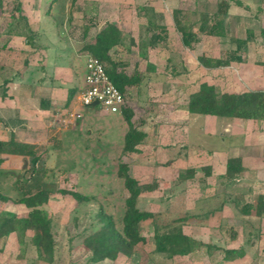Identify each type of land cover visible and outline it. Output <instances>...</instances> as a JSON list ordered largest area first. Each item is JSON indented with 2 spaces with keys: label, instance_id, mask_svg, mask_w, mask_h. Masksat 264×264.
<instances>
[{
  "label": "rangeland",
  "instance_id": "rangeland-1",
  "mask_svg": "<svg viewBox=\"0 0 264 264\" xmlns=\"http://www.w3.org/2000/svg\"><path fill=\"white\" fill-rule=\"evenodd\" d=\"M19 1L31 29L40 36L41 49L35 52L25 45L23 39L4 35L14 10L13 0H6V12L0 13V141L9 138L8 114L14 112L15 107L26 106L37 112L45 91L57 90V112L60 113L66 105V91L75 89L77 96H81L88 57L83 49L107 24L116 25L126 37L135 40V47L126 46L114 55L121 65L129 67V71L138 66L141 72H145L147 64H151L158 70L146 79L141 89L129 90L126 96L128 107L134 114L133 123L148 136L138 155L122 158L124 138L128 132L122 115L109 114L101 108L85 109L79 104L78 97L74 104V115H80L81 120L72 127L61 120L60 131L56 133L54 141L47 142L54 135L49 130L37 133L28 131V139L33 138L34 143L38 142L37 153L42 155L36 157L40 161L35 169L40 173L46 172L45 183L53 191L42 211L51 219L54 227L53 234L59 245V264H86V260L82 263L79 261L86 252L85 240L94 230L95 216L100 206L110 214L118 215L123 211L126 193L118 179L119 161L130 167V175L140 184L157 181L161 191L143 197V209L152 211L155 218L139 227L141 237L146 241L140 247L142 255L131 262L120 257L115 263L103 264H146L147 261L154 264H223L222 252L237 249L244 240L241 238L246 236L247 232L241 231V226L237 229L239 242L232 248L226 243L229 233L216 231L209 234L199 230L193 233L185 225L177 224L186 217L190 197L196 201L202 192L200 159L194 168L188 159L190 127H194V139L197 138L199 144L200 126L193 118L195 116L187 113L186 107L189 98L202 85L222 86V81L224 85L229 80L238 81L242 72L237 65L221 72L220 77L217 71L202 68L198 58L226 59L235 51V41L245 39L249 28L254 30L256 42L249 46L251 51L247 64H256L259 68L264 66V41L260 37V31L264 29V12L256 20L258 10L264 11V0H234L230 11L232 38H202L192 51L182 44L174 24V12L187 11L197 18V13L206 7L213 14L219 0H200L199 4L191 0H78L73 10L68 6L65 9V18L72 15V22H64L62 33L54 17H63V1L52 8V16L49 10L53 0ZM139 8L154 9L160 17V25L167 29L168 41L160 49L150 51L142 43L147 39L146 20L138 15ZM87 29L89 34L85 38ZM174 69L179 74L177 77L174 76ZM6 83L9 85L5 86ZM27 83L30 86H26ZM218 121L230 123L229 120ZM218 137L225 142V147L229 146L231 138L224 135L220 127ZM33 159L26 160L16 173L9 176L0 174V191L11 199L20 196L29 180L28 171L32 168ZM191 168L197 174L196 182L179 185L180 173ZM61 191L80 192L96 198L98 202L78 206L72 198L61 195ZM2 211L19 219H26L29 214L24 207L13 204L6 205L0 213ZM156 226L162 228L166 235L182 233L194 236L205 245L218 246L222 252H212L210 255L203 252L199 258L171 261L155 253ZM37 235L39 227L30 226L28 239ZM211 237L214 239L209 240ZM16 238L13 236L7 241H0V264H46L33 248L21 249ZM252 250L248 259L235 264H264V242L258 240L257 248Z\"/></svg>",
  "mask_w": 264,
  "mask_h": 264
},
{
  "label": "trees",
  "instance_id": "trees-1",
  "mask_svg": "<svg viewBox=\"0 0 264 264\" xmlns=\"http://www.w3.org/2000/svg\"><path fill=\"white\" fill-rule=\"evenodd\" d=\"M61 1H63V17H54L60 33H62L65 21L67 23L72 22V15L68 19L65 18L66 7L68 6L69 9L73 10L78 0H53L49 10L50 16L54 12L52 8ZM191 1L199 4L200 0ZM233 2L234 0H219L215 13H210L205 7L203 11L197 13V18H194L187 11H175L173 15L174 24L181 36L183 46L192 51L202 38L230 40L232 38L230 11ZM13 3V14L10 15V21L4 35L10 38L23 39L28 48L35 52L40 51V36L31 29L30 22L24 15L22 4L19 0H13ZM237 5L241 6L238 2ZM5 7L6 0H0V13L4 14L6 12ZM248 10L246 9V11ZM263 12L259 9L258 17L255 19L259 20ZM138 15L146 20L147 39L142 43L150 51L160 49L168 41V32L164 26L160 25V17L155 13L154 9L148 8H139ZM88 34L89 29L85 31L84 37L87 38ZM260 37L264 41V29L260 31ZM255 42V32L249 28L246 30L245 39L235 41V51L229 54L226 59L213 60L206 56H201L198 58V63L202 68L211 72L229 69L232 65H246L249 46ZM126 46L135 47V40L131 37H126L116 25L107 24L104 29L97 33L92 42L83 49V52L88 54V56L99 60L110 82L125 97L128 95L129 90L141 89L146 79L158 71L151 64H147L145 72H141L138 66L129 71V67L121 65L114 55L117 54L119 49ZM1 52L2 49H0V54ZM173 72H175V77L179 75L175 69ZM8 85L9 83L5 84V86ZM75 96L76 90L68 91L66 109H69ZM41 110H49V106L44 101L41 102ZM186 111L190 116L196 117L262 123L264 122V92L230 95L221 93L214 86L202 85L199 91L189 98ZM122 116L128 125V132L125 135L122 148V158L129 159L139 154V148L148 139V136L135 126L133 123L134 114L130 109L124 110ZM26 153L27 147L16 143L13 138L8 143L0 142V156L26 157ZM39 161L38 158H34L31 162L32 168L28 171L30 177L26 181L25 191L20 196L16 199H11L0 191V210H3L8 204H13L22 206L29 211L26 219H19L15 215L4 211L0 213V241H7L11 236L15 235L21 249L24 251L28 248H33L44 263L59 264L57 258L59 245L57 237L53 234L54 227L51 219L42 211V208L48 205L53 191L45 183L46 172L40 173L35 169ZM117 168L118 179L122 182V190L126 193V197L123 200L124 209L118 215H115L110 214L107 209L100 206L95 216L96 224L94 230L85 240L86 252L79 263L84 260H86V264L115 263L120 257L127 259V262H131L134 258L142 255L143 251L140 247L144 246L146 241L141 237L139 227L141 224L153 221L155 218L152 211L143 209V197L160 192L161 187L157 181L149 184H140L130 175V167L122 161L117 163ZM0 174L9 176L12 173L0 170ZM209 174H206L205 177H208ZM244 175L245 170L242 168L240 160H230L228 162L225 180L229 186H232L234 181L243 178ZM196 177L197 174L194 170L181 172L178 177V184L194 183L196 182ZM60 194L72 198L78 206L98 202L96 198L87 197L80 192L61 191ZM253 210L252 206H244L240 212L241 216L244 219L250 218ZM262 210L264 211V204H262ZM262 212L257 209L256 217L258 219L263 216ZM189 220L190 218L186 217L177 221V224L184 225ZM33 225L39 227V235L28 239L27 232L29 227ZM229 234L232 243L236 244L239 235L232 229ZM260 236L261 234L258 231L246 233L245 238H243L244 244L241 247L222 252L217 247L205 245L182 233L166 235L163 233L162 228L156 226L154 228V246L156 254L166 256L171 261L181 262L199 258V255H202L203 252L209 255L212 252H222L223 264H233L244 260L249 255V251L256 248ZM146 264L154 263L147 261Z\"/></svg>",
  "mask_w": 264,
  "mask_h": 264
},
{
  "label": "crops",
  "instance_id": "crops-1",
  "mask_svg": "<svg viewBox=\"0 0 264 264\" xmlns=\"http://www.w3.org/2000/svg\"><path fill=\"white\" fill-rule=\"evenodd\" d=\"M249 50L251 51V48ZM237 67L242 72L238 81L229 80V83L224 85V81L221 80L223 82L222 86L214 87L221 88L222 93L230 95L264 92L263 67L259 68L256 64L251 65L250 63L237 65ZM224 70L226 69L217 71L220 77L223 74L221 72ZM86 75L87 71L84 74V87ZM26 86H30V84L27 83ZM68 91H66V103ZM77 94L78 91H76V96L69 109H66L65 105L64 111L60 113L57 112V90L45 91L37 112L28 109L26 106L22 108L15 107L16 110L14 109V112H9V138L0 142L8 143L13 138L16 143L27 147V153L26 157L1 155L0 170L16 173L26 163V160L42 156L37 153L39 150L38 142L34 143L33 138L28 139L30 136L28 134L29 130L34 133L44 130H49L51 134L54 133L52 138L47 141L49 143L55 140L56 133L60 131L61 120H64L65 125L74 126L77 123L74 115V104L78 97ZM5 96L4 94L3 97ZM42 101L46 102L49 110H41ZM8 109L11 110L10 108ZM193 118L196 122H199L200 126L199 144L197 143V138L194 139V132L196 134V131L191 126L189 139L191 146L188 151V159L192 168H194L198 158L200 159V169L203 174L202 192L200 199L196 201L190 197V204L186 213V217H189L190 220L184 224L185 227L193 231V233L199 230L202 233L210 234L217 231L218 233L224 232L227 234L232 229L238 234L237 229L241 226V231H245L247 234L258 231L261 234V242H264V211L262 210V204H264V122L256 123L253 121L235 120L230 121V123H219L218 119L212 117L195 116ZM219 127L223 129L224 135H229L231 138L228 147H225V142L220 141L221 139L218 137ZM23 135L24 138L22 139ZM194 143L197 145L195 144L194 146ZM230 160H240L242 168L245 170L244 177L234 181L232 186H229L225 180L226 168ZM192 168L190 170H194ZM208 173H210L209 176L205 177ZM244 206H252L254 208L250 218L244 219L241 216L240 212ZM257 209L259 212L263 211V216L259 219L256 217ZM21 219H24V217H21ZM13 236L16 238L15 235ZM191 237L194 238V236ZM194 239L198 240L197 238ZM210 239H214V237ZM239 239L236 244H233L229 235L226 243L233 248L238 244ZM242 241L238 248L244 244V241ZM200 242L203 243V241ZM213 246L218 248L216 245ZM252 251H249V254ZM248 258L249 255L245 259ZM238 262L240 261L235 263Z\"/></svg>",
  "mask_w": 264,
  "mask_h": 264
},
{
  "label": "built area",
  "instance_id": "built-area-1",
  "mask_svg": "<svg viewBox=\"0 0 264 264\" xmlns=\"http://www.w3.org/2000/svg\"><path fill=\"white\" fill-rule=\"evenodd\" d=\"M86 59L87 75L79 104L85 109L97 104L109 114L122 115L124 110L129 109L126 97L110 82L99 60L90 56ZM81 118L76 116L77 121Z\"/></svg>",
  "mask_w": 264,
  "mask_h": 264
},
{
  "label": "water",
  "instance_id": "water-1",
  "mask_svg": "<svg viewBox=\"0 0 264 264\" xmlns=\"http://www.w3.org/2000/svg\"><path fill=\"white\" fill-rule=\"evenodd\" d=\"M96 108H98V105L97 104L93 105L92 109H96Z\"/></svg>",
  "mask_w": 264,
  "mask_h": 264
}]
</instances>
